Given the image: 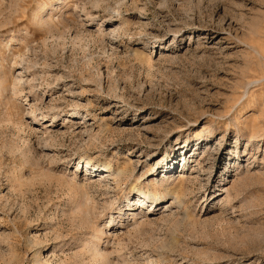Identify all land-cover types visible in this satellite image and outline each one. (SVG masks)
<instances>
[{
  "label": "rangeland",
  "instance_id": "obj_1",
  "mask_svg": "<svg viewBox=\"0 0 264 264\" xmlns=\"http://www.w3.org/2000/svg\"><path fill=\"white\" fill-rule=\"evenodd\" d=\"M0 264H264V0H0Z\"/></svg>",
  "mask_w": 264,
  "mask_h": 264
},
{
  "label": "bare ground",
  "instance_id": "obj_2",
  "mask_svg": "<svg viewBox=\"0 0 264 264\" xmlns=\"http://www.w3.org/2000/svg\"><path fill=\"white\" fill-rule=\"evenodd\" d=\"M75 11V10H74ZM75 113H78V111H77V109L76 108H72L71 110H69V111H67L66 112V114L67 115H73V114H75ZM79 114V113H78ZM50 119H52V117H50ZM51 125H47L46 126V128H48V127H50ZM44 129H46L45 128V126L43 127ZM206 137H208V136H206ZM82 164H84L85 166H89L90 164H92L91 163V161L90 160H88V159H84V160H82ZM79 165V164H78ZM78 165H76V166H78ZM93 165V164H92ZM82 168V167H81ZM105 168V167H104ZM104 171H106V172H108L106 169L104 170ZM123 172L121 171V170H117V172H116V174L115 175H110V177L112 178V179H115V177L114 176H116V177H119L121 174H122ZM175 196V195H174ZM137 197L139 198V199H137L139 202H143V201H145L146 200V196H145V194H143V192L142 191H139L138 193H137ZM175 198H177V197H173L172 199V201L170 202V205L171 204H174V203H176V201H175ZM177 200V199H176ZM154 201V200H153ZM153 201H149L148 203L149 204H152L153 203ZM180 201V200H179ZM179 201H177V202H179ZM180 204V203H179Z\"/></svg>",
  "mask_w": 264,
  "mask_h": 264
}]
</instances>
